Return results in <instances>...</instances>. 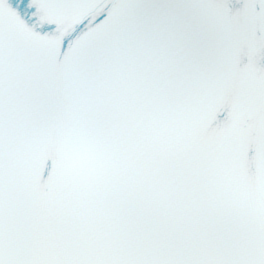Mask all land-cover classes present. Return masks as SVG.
Masks as SVG:
<instances>
[{"label":"snow or ice","instance_id":"snow-or-ice-1","mask_svg":"<svg viewBox=\"0 0 264 264\" xmlns=\"http://www.w3.org/2000/svg\"><path fill=\"white\" fill-rule=\"evenodd\" d=\"M0 264H264V0H0Z\"/></svg>","mask_w":264,"mask_h":264}]
</instances>
